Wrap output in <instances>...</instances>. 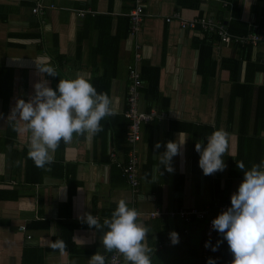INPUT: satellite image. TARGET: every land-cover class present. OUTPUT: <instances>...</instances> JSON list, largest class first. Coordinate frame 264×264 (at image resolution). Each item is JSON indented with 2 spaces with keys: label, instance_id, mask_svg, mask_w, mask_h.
<instances>
[{
  "label": "crops",
  "instance_id": "obj_1",
  "mask_svg": "<svg viewBox=\"0 0 264 264\" xmlns=\"http://www.w3.org/2000/svg\"><path fill=\"white\" fill-rule=\"evenodd\" d=\"M38 1L43 15L32 12L36 0H0V75H11L9 95H0V264H106L118 218L128 212L135 225L122 264H149L182 225L166 212L205 208L227 189L218 173L237 153L245 114L241 98L230 99L233 84H253L250 120L264 85V45L243 54L239 44L179 21L206 13L232 34L264 32V0H142L134 35L132 0ZM79 10L91 12L80 17ZM203 39H211L217 63L210 94L196 71ZM137 46L140 73L143 65L159 68L160 94L147 97L142 79L139 108L157 115L141 125L133 190L121 166L130 147L127 65ZM257 137L264 140V129ZM262 149L251 165L255 178H264ZM253 197L264 204L260 189ZM228 198L242 203L240 179ZM155 211L162 213L151 217Z\"/></svg>",
  "mask_w": 264,
  "mask_h": 264
},
{
  "label": "trees",
  "instance_id": "obj_2",
  "mask_svg": "<svg viewBox=\"0 0 264 264\" xmlns=\"http://www.w3.org/2000/svg\"><path fill=\"white\" fill-rule=\"evenodd\" d=\"M206 38L208 37L206 36ZM210 41H206V39L199 41L196 68L197 73L201 75V91L206 94H210L211 82L215 76L217 67L216 60L211 55L212 43ZM236 46L242 47L243 54H245L247 48L251 47L250 44ZM222 59V62L236 61L232 58ZM257 67L262 68L261 65ZM235 69L234 63L231 72H234ZM141 75L142 79L147 83L145 95L147 97L149 94L152 97L158 96L160 94L158 90L159 68L152 67L150 70L143 65L141 67ZM10 76V73L0 75V95L5 93L9 95L10 86H6V83H10ZM246 79L250 78L247 76ZM234 84L230 92V99L233 100L239 96L243 104H245L242 106V114H245L241 117L237 129V153L232 157L233 161L227 167L226 173L224 171L218 173L219 176L226 174L224 187L227 189L221 190L219 195H215L213 200L219 204L232 203V200L228 198L229 190L232 181L240 179L241 204L252 206L256 204L253 200V191L260 189L264 193V178H255L253 176V169L257 166H251L253 163L255 165L259 164L263 154L262 147L264 144L262 142L264 140L258 138L257 135L264 129V85L258 87L256 113L254 118L250 120L248 113L251 107L253 84L248 82L238 84L239 86ZM237 88L238 90H236ZM218 99L220 100L221 98L218 97ZM245 136L247 137L246 143L244 142ZM244 144L246 145V152H244ZM192 171L194 173L197 171L196 166L195 168L193 167ZM182 178L183 176L180 175V180ZM211 208L213 212L210 211L203 219L193 218L189 222L183 220L181 226H176L177 241L170 243L168 238L167 245L151 253L149 264H264V244L254 243L251 235L249 236V232L253 229L264 230V217L245 215L237 222H225L222 218L223 212H217L216 214L214 213L213 206ZM212 214L216 215L220 222L207 235L209 231L208 220Z\"/></svg>",
  "mask_w": 264,
  "mask_h": 264
},
{
  "label": "built area",
  "instance_id": "obj_3",
  "mask_svg": "<svg viewBox=\"0 0 264 264\" xmlns=\"http://www.w3.org/2000/svg\"><path fill=\"white\" fill-rule=\"evenodd\" d=\"M133 6L129 12L130 27L129 31L131 35L137 33L142 25L144 19V9L142 0H132ZM204 2L206 0H199ZM222 5L226 6L228 2L224 0H218ZM46 10L45 5L40 1L36 0L35 6L32 8V12L43 15ZM86 12H91V10H79L77 16H84ZM170 19V18H168ZM180 26L182 29L193 30L195 28H200L201 31L211 32L216 34L220 41L224 44H262L264 45V32L260 31H250L246 34H232L227 30L226 24L222 20L216 19L211 14H203L201 16L191 18V19H180ZM139 46L135 51V63L134 65H127L128 73V84L126 89V108L124 115L129 119L128 130L126 133L127 141L129 143L128 157L127 161L123 166H121L122 176L130 184L133 190H135L139 183V172H138V156H137V143L141 138V125L151 121L157 112L151 110L150 112H145L139 108L140 99V89L143 85L140 69L138 63L142 58V53L139 51ZM214 213L223 212L222 218L225 222H237L242 216L249 215L252 217L263 216L264 217V205L254 204L252 206L244 205L241 203H224L213 205ZM211 205L205 208L188 207V208H178L166 212L170 217L181 218L182 220L189 222L194 219H203L206 214L212 211ZM213 212V211H212ZM162 211L151 212L150 216L154 217L161 214ZM220 220L216 215H213L208 220L209 231L207 235L210 234L211 229L219 224ZM135 225L134 213L128 212L118 218L117 230H116V242L114 247L109 254L106 264H122L124 253L128 245L129 239L133 233ZM22 230L25 229L24 225H21ZM252 241L254 243L264 244V230L253 229L249 232ZM30 237V235H27ZM176 241V236L174 233L170 235L169 242L174 243Z\"/></svg>",
  "mask_w": 264,
  "mask_h": 264
}]
</instances>
